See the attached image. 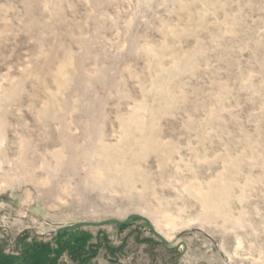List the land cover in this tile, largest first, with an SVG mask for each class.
<instances>
[{"label":"rangeland","instance_id":"1","mask_svg":"<svg viewBox=\"0 0 264 264\" xmlns=\"http://www.w3.org/2000/svg\"><path fill=\"white\" fill-rule=\"evenodd\" d=\"M34 263L264 264V0H0V264Z\"/></svg>","mask_w":264,"mask_h":264},{"label":"trees","instance_id":"2","mask_svg":"<svg viewBox=\"0 0 264 264\" xmlns=\"http://www.w3.org/2000/svg\"><path fill=\"white\" fill-rule=\"evenodd\" d=\"M88 258H89V257L84 258L82 261H85V260L88 259ZM23 261H24V263H26V261H27V257H25ZM34 264H39V263H34Z\"/></svg>","mask_w":264,"mask_h":264}]
</instances>
